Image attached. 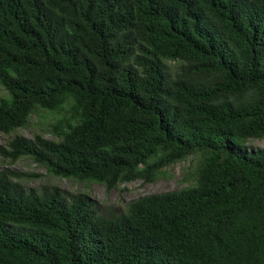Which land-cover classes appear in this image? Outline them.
<instances>
[{
    "label": "trees",
    "instance_id": "trees-1",
    "mask_svg": "<svg viewBox=\"0 0 264 264\" xmlns=\"http://www.w3.org/2000/svg\"><path fill=\"white\" fill-rule=\"evenodd\" d=\"M12 162L107 190L192 159L194 183L100 213L0 172V264H264V0H0Z\"/></svg>",
    "mask_w": 264,
    "mask_h": 264
},
{
    "label": "rangeland",
    "instance_id": "rangeland-1",
    "mask_svg": "<svg viewBox=\"0 0 264 264\" xmlns=\"http://www.w3.org/2000/svg\"><path fill=\"white\" fill-rule=\"evenodd\" d=\"M6 95L5 90L0 85V96ZM51 123H43L41 117L32 115L29 126L16 130L12 134L0 132V172L12 170L17 172L35 174L31 179H14L26 188L40 189L44 185L59 187L67 196L83 195L95 202L96 207L103 215H108L111 211L124 210L131 202L153 194L180 191L194 183L190 175L195 170V163L192 159L182 162L169 169L165 178L159 179L155 183H143L136 181L129 184H121L116 189L107 188L95 182H80L52 176L45 167L34 163L30 157H23L16 162H12L4 154L9 143L17 136H24L33 139L36 134H42L48 139H57L52 133ZM252 145L255 148L264 149V140H259Z\"/></svg>",
    "mask_w": 264,
    "mask_h": 264
}]
</instances>
